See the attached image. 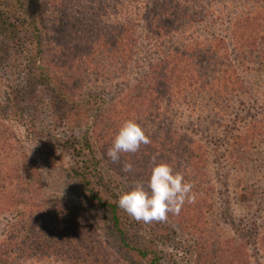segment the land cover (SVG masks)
I'll use <instances>...</instances> for the list:
<instances>
[{
  "label": "rangeland",
  "instance_id": "374dc122",
  "mask_svg": "<svg viewBox=\"0 0 264 264\" xmlns=\"http://www.w3.org/2000/svg\"><path fill=\"white\" fill-rule=\"evenodd\" d=\"M92 2L0 0V244L16 242L14 264H149L121 245L110 214L85 197L72 173L76 140L85 134L105 177L96 189L107 199H119L137 181L146 185L162 162L194 186L195 203L181 211L198 218L202 239L188 218L144 224L120 211L131 246L154 251L156 264H223L232 257V264H264V0H109L108 33L118 9L167 12L160 39L137 21L125 68L113 57V43L103 48L81 35V14ZM190 39L206 51L186 48L200 77L187 91L191 102L181 96L169 109L168 93L159 91L158 110L136 116L130 108L147 65L158 61L157 51L182 49ZM60 52L69 77L58 68ZM61 89L70 96L59 98ZM129 119L151 143L113 163L107 150ZM232 135L239 138L231 141ZM182 138L200 147L201 186L178 166ZM125 163L131 172L122 170Z\"/></svg>",
  "mask_w": 264,
  "mask_h": 264
},
{
  "label": "trees",
  "instance_id": "16d2710c",
  "mask_svg": "<svg viewBox=\"0 0 264 264\" xmlns=\"http://www.w3.org/2000/svg\"><path fill=\"white\" fill-rule=\"evenodd\" d=\"M108 2L109 0H93L92 3L85 6V12L81 14L80 18L82 26L81 35L87 34L89 35V37L96 39L99 42L98 45L103 48H105L107 43H113V57H116L118 60V64L124 65L123 67L125 68L126 63L132 60L134 56V52L131 51V49H129L127 45L133 46L137 42V21L146 23V29L149 34L153 35V39H160L162 38V36H164L165 19L167 12L160 7H156L153 10H144L141 7H136L133 10L128 9L126 12L123 9H118V11L115 12V17H117L118 20H116L114 29L111 30L112 33H108L105 31L103 24L104 20L109 16L108 14H106L109 7ZM157 4L160 3L157 2ZM126 13L132 15V21L129 22V20L124 19ZM135 16L136 18H134ZM38 36L39 34H36L35 39H37ZM189 43L193 44L184 45V51L182 50L183 48H175L172 49V51H168L167 53H164L163 51H157L159 53L157 57L158 61L155 63H149V65H147L148 69L146 73L143 74L141 80L138 82V85L135 87L136 90H139V94L134 95L133 98L136 102V105L134 108L133 106H131L130 109L131 112H136V116H144L145 113H149L151 109L158 110L160 102L158 97L155 98V96L159 91H162V95H167L168 93L169 109L177 103L181 96H183V100H188V102H191L194 97L193 93H187V91H194L195 87L193 86L196 85V83L200 80V77L199 75L197 76V74H193L191 71V68H193L196 63L194 62L193 55H189L186 52V48L189 50L192 48L196 52L202 51L203 49L200 50V45L198 46L199 43L194 42V40L192 39H190ZM155 44L157 45L156 42ZM242 46V44L239 45V48H241ZM245 47L248 49V46L246 44L244 48ZM203 51L204 53L206 52L205 50ZM59 54H61L63 57V59L61 60V64L63 65L58 66V68L59 70L64 72V76H68L67 73L69 69H67L66 65L64 64L69 61L65 59L64 53L60 52ZM80 55L81 54L74 55L71 61H73L75 64L78 61ZM70 64L73 67L74 64L71 62ZM180 65L187 68L185 73H177L174 71L173 68H177ZM60 92L63 93H57V96L62 100L66 98V96H70V94L67 95V93H64L65 91H63V89H61ZM185 94L187 95L186 97L184 96ZM224 94L228 93L226 92ZM122 96L123 95L121 94L119 95V101H121L120 99L122 98ZM122 106L126 107L124 103H122ZM127 112L128 111L126 109L123 111V113ZM97 126V124L92 125V127L88 129V131H90L89 133H93L96 130ZM238 138L239 135H232L229 137V140H237ZM97 141L100 142L101 138H98ZM75 148L78 150H76V152L78 153V164L76 167H72L71 170L76 180L78 181L85 197L90 202H92L94 206L107 211L110 214L112 226L117 233L119 242L124 248L135 252L138 257L143 260H147L149 264H156L158 262V257L154 251H151L146 247L131 246L130 243L126 240L125 230L122 226L123 222L120 216V211L123 210L118 207V199H107L100 193V191L96 189V184L100 185L104 181L105 177L101 173L98 161L93 154V147L89 137H86L85 134H83L80 139L76 140ZM179 148L181 150V153L178 157L183 158H180L178 166L184 165L183 169L185 170V172L194 174L198 179V185L201 186L205 177V173L203 171V161L201 160L202 155L199 154L200 147L198 143H195V141L193 140H184V138H182V140H180L179 142ZM128 155L129 153L125 154V156ZM189 156L190 158L188 159ZM187 179L189 180V178ZM128 186L130 189L133 187V185ZM0 208H3V205H0ZM188 212L190 211L188 210ZM185 214V212L181 211L179 215L169 214V218L171 220H174V217L177 216H180L181 218H188L187 220H191L193 230L197 233L199 238L202 239L203 231L201 229L200 222H198V218L195 216L189 217ZM11 226L12 228H14V224H11ZM206 242H208V240L202 241L201 247L204 248L207 244ZM16 246L17 244L13 239L0 244V264H14L15 257L17 255L16 253H13L14 251L12 247ZM235 251L240 252V246L236 245ZM227 261L228 259L223 261V264H232L234 263V261H237V259L232 257L229 263Z\"/></svg>",
  "mask_w": 264,
  "mask_h": 264
},
{
  "label": "clouds",
  "instance_id": "9594fccd",
  "mask_svg": "<svg viewBox=\"0 0 264 264\" xmlns=\"http://www.w3.org/2000/svg\"><path fill=\"white\" fill-rule=\"evenodd\" d=\"M150 143L141 125L129 119L119 128L106 155L116 163L121 154L136 153L141 145ZM132 167L131 163H125L122 170L131 172ZM193 187L170 164L162 162L152 167L146 185L137 181L119 196L118 207L138 223L166 222L169 214L179 215L186 202L195 203Z\"/></svg>",
  "mask_w": 264,
  "mask_h": 264
}]
</instances>
